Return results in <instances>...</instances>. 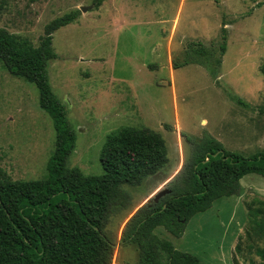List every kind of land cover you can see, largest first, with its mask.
I'll return each instance as SVG.
<instances>
[{"label":"rangeland","instance_id":"374dc122","mask_svg":"<svg viewBox=\"0 0 264 264\" xmlns=\"http://www.w3.org/2000/svg\"><path fill=\"white\" fill-rule=\"evenodd\" d=\"M96 1L0 0V28L39 47L52 21L79 11L53 35L58 58L48 66L76 134L71 169L102 175L107 137L123 127L148 128L165 139L169 163L162 175L126 186L131 204L114 212L106 229L116 242L113 264H139L138 247L121 244L123 229L157 183L182 169L189 155L183 133L212 137L245 158L264 152L258 111L264 106V0H104L99 7ZM223 23L228 40L221 56ZM194 43L208 50L213 68L221 59L217 79L194 63L206 60L192 51ZM174 61L182 66L174 69ZM55 140L37 88L0 63V168L14 181L44 179ZM241 185V196L224 197L194 216L182 238L163 228L155 234L202 264H264L257 255L264 248V178L250 174Z\"/></svg>","mask_w":264,"mask_h":264},{"label":"trees","instance_id":"16d2710c","mask_svg":"<svg viewBox=\"0 0 264 264\" xmlns=\"http://www.w3.org/2000/svg\"><path fill=\"white\" fill-rule=\"evenodd\" d=\"M104 0H97L96 7ZM79 11L52 21L39 47L0 28V63L13 77L34 85L39 106L52 120L55 150L44 179L14 181L0 168V264H113L116 242L106 231L114 212L132 201L126 186L138 187L168 163L163 136L148 128L123 127L108 135L101 151L102 175H84L68 166L76 134L68 110L54 93L48 66L58 55L53 35L78 19ZM221 56L227 51V24H222ZM191 47L217 79L216 67L202 44ZM209 58V59H208ZM189 61H186L187 65ZM184 64V65H185ZM182 65L173 62V68ZM264 76V62L260 67ZM264 115V106L259 108ZM189 155L176 177L145 203L125 225L122 245L134 244L139 264H202L155 234L165 229L182 238L188 223L224 197L242 195L241 181L250 174L264 178V152L251 158L228 152L216 139L182 134ZM264 260V248L257 250Z\"/></svg>","mask_w":264,"mask_h":264},{"label":"crops","instance_id":"0c3cea01","mask_svg":"<svg viewBox=\"0 0 264 264\" xmlns=\"http://www.w3.org/2000/svg\"><path fill=\"white\" fill-rule=\"evenodd\" d=\"M182 166V165H181ZM181 168V167H180ZM173 170L171 173H169V175L163 179L162 181H160L159 183H157L156 187L153 188V190L145 197V199L138 205V208L142 207L145 203H147L150 199H152L153 197L157 196L158 194H160L162 192V190L169 184V182H171L176 175L178 174L179 170ZM164 169V168H163ZM162 169V170H163ZM161 170V171H162ZM160 171V172H161ZM159 172V173H160ZM159 173L157 175H159ZM157 175L155 177H157ZM160 175H162L160 173ZM154 177V178H155ZM159 180L156 178V182H158Z\"/></svg>","mask_w":264,"mask_h":264},{"label":"water","instance_id":"95a60500","mask_svg":"<svg viewBox=\"0 0 264 264\" xmlns=\"http://www.w3.org/2000/svg\"><path fill=\"white\" fill-rule=\"evenodd\" d=\"M92 8H93V6H92V7H82V8L80 9V11L86 13V12H88L89 10H91ZM163 193H164V192H161L160 194H158V196L163 195Z\"/></svg>","mask_w":264,"mask_h":264}]
</instances>
